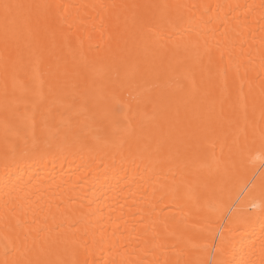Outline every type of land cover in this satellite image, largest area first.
<instances>
[{
    "label": "bare ground",
    "instance_id": "obj_1",
    "mask_svg": "<svg viewBox=\"0 0 264 264\" xmlns=\"http://www.w3.org/2000/svg\"><path fill=\"white\" fill-rule=\"evenodd\" d=\"M0 264H264V0H0Z\"/></svg>",
    "mask_w": 264,
    "mask_h": 264
},
{
    "label": "snow or ice",
    "instance_id": "obj_2",
    "mask_svg": "<svg viewBox=\"0 0 264 264\" xmlns=\"http://www.w3.org/2000/svg\"><path fill=\"white\" fill-rule=\"evenodd\" d=\"M5 7H8L7 5H5Z\"/></svg>",
    "mask_w": 264,
    "mask_h": 264
}]
</instances>
